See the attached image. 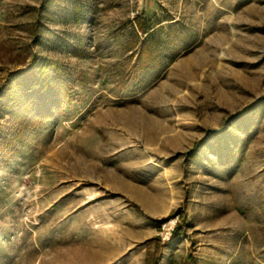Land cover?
<instances>
[{
	"label": "rangeland",
	"instance_id": "rangeland-1",
	"mask_svg": "<svg viewBox=\"0 0 264 264\" xmlns=\"http://www.w3.org/2000/svg\"><path fill=\"white\" fill-rule=\"evenodd\" d=\"M35 56L73 100L0 112V264H264V0H0V90Z\"/></svg>",
	"mask_w": 264,
	"mask_h": 264
},
{
	"label": "trees",
	"instance_id": "trees-1",
	"mask_svg": "<svg viewBox=\"0 0 264 264\" xmlns=\"http://www.w3.org/2000/svg\"><path fill=\"white\" fill-rule=\"evenodd\" d=\"M64 69L48 57H34L28 68L9 75L0 90V112L28 127L62 114L73 100Z\"/></svg>",
	"mask_w": 264,
	"mask_h": 264
},
{
	"label": "bare ground",
	"instance_id": "bare-ground-1",
	"mask_svg": "<svg viewBox=\"0 0 264 264\" xmlns=\"http://www.w3.org/2000/svg\"><path fill=\"white\" fill-rule=\"evenodd\" d=\"M131 118H133V117L131 116Z\"/></svg>",
	"mask_w": 264,
	"mask_h": 264
}]
</instances>
